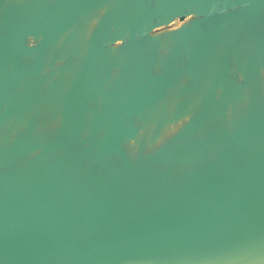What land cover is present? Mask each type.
<instances>
[{
    "label": "water",
    "instance_id": "95a60500",
    "mask_svg": "<svg viewBox=\"0 0 264 264\" xmlns=\"http://www.w3.org/2000/svg\"><path fill=\"white\" fill-rule=\"evenodd\" d=\"M0 264H264V0H0Z\"/></svg>",
    "mask_w": 264,
    "mask_h": 264
},
{
    "label": "rangeland",
    "instance_id": "374dc122",
    "mask_svg": "<svg viewBox=\"0 0 264 264\" xmlns=\"http://www.w3.org/2000/svg\"><path fill=\"white\" fill-rule=\"evenodd\" d=\"M179 23H181V20H178L177 22H175V25H177V24H179Z\"/></svg>",
    "mask_w": 264,
    "mask_h": 264
}]
</instances>
